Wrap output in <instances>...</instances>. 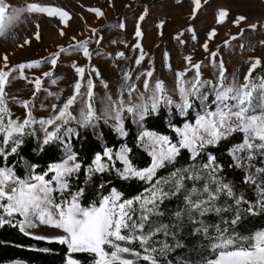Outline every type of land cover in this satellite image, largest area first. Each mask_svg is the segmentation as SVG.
Instances as JSON below:
<instances>
[{"label": "rangeland", "instance_id": "obj_1", "mask_svg": "<svg viewBox=\"0 0 264 264\" xmlns=\"http://www.w3.org/2000/svg\"><path fill=\"white\" fill-rule=\"evenodd\" d=\"M5 3L9 5L10 10L25 8L30 3L58 7L67 11L70 16L65 24L59 17H49L46 13L25 12L21 14L19 21L7 29L5 35L0 36V69L10 72L4 97L7 112L0 113L3 117L0 126L6 128L9 120L22 123L29 118L30 112L33 121L31 124L40 141H44L47 133L56 131L57 127L65 123L68 117L62 120H55V117L59 115L64 103L75 94L74 85L77 81L82 85L81 95L68 109L72 119L83 124L81 113L86 110L87 81L91 79L94 86L92 104L95 115L107 120L121 135H125L123 111L133 107L132 119L138 126L139 138L150 154L154 146L156 148L160 146L156 142L157 138L164 136L144 129L142 121L147 111L143 113L142 118L140 113L143 108L148 109L152 106L154 97L158 98L157 106L162 101L168 109L182 104L181 87L190 90L196 77V69L192 65L200 64L201 86L198 95L194 97L199 101L203 111L197 113L193 123L187 122L179 127L178 133L186 126L196 127L201 116L217 111L219 106L217 100L216 109L210 111L207 108V99L211 93L216 99L221 84L219 76L221 62L225 69L224 86L242 85L256 59L261 63L252 71L250 80L255 85L264 81V0H207V2L201 0V8L195 16L193 0H5ZM89 9H100L103 15L97 16ZM221 9L227 10L229 15L223 23H218L217 13ZM141 16L144 17L143 20H140ZM239 16H245L247 19L236 25L234 21ZM121 24L124 25L123 28L120 27ZM253 24L256 25L255 29L250 27ZM138 25L142 32L141 37L135 35ZM212 29H215L216 35L209 39V32ZM37 33L39 39L36 38ZM26 40L29 43H25ZM85 41L89 57L84 56L83 49L76 47ZM205 43L208 44L207 51L203 47ZM137 44L140 48L136 47ZM61 48L66 51L60 53L56 65L53 66L50 62L53 54L59 53ZM141 49L144 58L137 64ZM213 52L216 53L215 57L211 55ZM119 53L124 55L119 56ZM5 55L8 57L7 67L3 60ZM189 56L192 58L191 63L186 59ZM36 61L40 62V66L25 69V78H21L19 71H13L22 63ZM73 65L85 69L83 78L76 73ZM93 69L99 72V76L92 71ZM148 72H152L151 77L147 76ZM181 72L185 73L183 77L178 75ZM45 73L51 75L45 76ZM126 74L128 79H125ZM36 78L41 80L39 91L35 89ZM157 82L163 84L162 93L155 89ZM258 95L257 89L254 98ZM167 100H171L172 103H166ZM24 102H28L27 108L23 106ZM176 108L181 111L180 108ZM118 109L119 121L116 119ZM188 109L181 112L185 113ZM254 114L264 115V110L256 108ZM50 119L55 120V123L45 125L40 123L42 120ZM121 127L122 132L118 130ZM74 131L75 128L69 129L67 137ZM146 133L150 135H145ZM6 138L5 131V140ZM64 142V156L61 161L54 163L52 168L62 164L70 155L74 156L66 139ZM255 143L260 141L256 140ZM123 149L118 152V159ZM106 154H110V151L106 150ZM238 155L241 157V164L248 171V176L255 177L258 183L264 186V174L256 171L257 168H264V165L256 167L252 160L247 159V151ZM97 156L94 159L95 165ZM75 163H77L75 160L69 161V164ZM100 163L103 164L101 158ZM32 176L35 175H29L25 180L36 183L31 179ZM194 185L202 188L198 184L189 185L187 188ZM8 186L14 185L9 181ZM56 187L58 189L59 185L56 184ZM164 187L167 190V186ZM197 219L204 221L203 217L197 216ZM34 223L35 227H26L25 231L35 237L57 240L58 237L66 235L60 229L40 224L38 220H34ZM147 225H150L149 228L153 231L160 227L156 222L153 225L146 224L145 232ZM217 225L222 230L229 228V224L224 222ZM197 227L200 225H196L195 228ZM210 230L209 227L210 236L217 235L215 229L214 232ZM163 235L164 232H160L153 237ZM130 247L142 251L139 244ZM106 250L110 251L107 246ZM69 259L80 264L73 257ZM4 264L26 263L14 261Z\"/></svg>", "mask_w": 264, "mask_h": 264}, {"label": "snow or ice", "instance_id": "obj_2", "mask_svg": "<svg viewBox=\"0 0 264 264\" xmlns=\"http://www.w3.org/2000/svg\"><path fill=\"white\" fill-rule=\"evenodd\" d=\"M207 2V0H205ZM194 10L193 16L201 8V0H193ZM97 16H102L103 12L100 9H89ZM46 13L49 17H59L65 24L70 19L69 13L58 7L41 6L37 3H30L25 8H13L9 9V5L5 3V0H0V36L6 34L7 29L12 27L17 21H19L22 13ZM229 13L225 9H221L217 13L218 23H223L228 17ZM144 17L141 16L140 20ZM247 18L245 16H239L235 19L234 23L239 25ZM124 27L123 24L120 25ZM162 27V25H161ZM255 29L256 25H250ZM194 31L193 29H189ZM63 34V32H61ZM135 35L137 37L142 36L139 25ZM216 31L212 29L209 32V39L215 37ZM36 38L39 39L37 33ZM193 35V39H195ZM236 37H233L235 39ZM29 43V41H25ZM79 49H83L85 57H89L90 53L87 48V42H82L77 45ZM140 48V45H136ZM205 51L208 50V44L203 45ZM66 49L61 48L59 53H54L51 59L53 66L57 63V57L60 53L65 52ZM119 56H123V53H119ZM213 57L216 53H211ZM143 50L141 49V55L137 59L136 63L139 64L143 60ZM189 63H191V57H186ZM5 67H7L8 57H3ZM260 60L256 59L249 69L248 74L244 78L242 85L224 86V73L225 69L223 62L220 63V88L216 95L218 102L217 111L208 115L201 116L197 121L196 127L186 126L184 130L180 131L182 139L179 145L171 144L167 137L157 138L156 142L159 143V148L153 147L152 158L153 162L151 167L146 170H138L132 166L128 160V149H123L119 154V159L123 161L125 167L119 174L122 179L139 178L140 180H146L152 182V179L156 173V170L163 167L166 162L173 161L179 154L181 149H188L192 153V157L195 158L199 155V152L208 145H216L222 139L227 138L228 135L235 131H240L245 134L243 143L232 151L233 159L236 160V166L241 167V157L238 155L240 152L247 151L248 160L255 158L254 153L260 152L264 154V115L254 114L256 108L264 110V81H261L259 85H255L251 82L250 77L252 71L260 65ZM40 66V62L25 64L22 63L17 66L13 71H19L21 78L24 77V70L28 68H36ZM75 71L81 78L84 76L85 69L83 67H77L73 65ZM196 69V77L190 90H186L181 87L182 104L176 105L181 111H184L191 107L190 97L197 96L201 86L199 80L200 64L192 65ZM99 76V72L95 69ZM45 76L51 75V73H45ZM152 72H148L147 76L151 77ZM180 77L185 75L184 72L178 74ZM9 71L0 69V113H6L7 108L4 107L5 86L9 83ZM126 74L125 79H128ZM35 89L39 91L41 87V80L36 78L34 80ZM81 83L77 81L74 85L75 94L70 97L63 105L59 112V115L55 117V120H62L66 117H70L68 109L73 105L78 96L81 95ZM93 82L91 79L87 81V102L86 110L82 111V123L84 125L90 124L96 115L93 109ZM147 88V82H145ZM155 89L162 93L163 84L157 82ZM259 90L258 97L254 98V93ZM255 100V103H254ZM232 101L233 103H229ZM158 98L154 97L152 103V110L157 108ZM166 103L171 104V100H167ZM23 106L27 108L28 102H24ZM55 108V105L53 106ZM123 107V105H121ZM148 109L145 107L141 111V118L143 113ZM128 112H133V107L127 108ZM253 113V114H250ZM29 118L25 119L22 123H18L13 120L8 121L7 127L0 126V131L7 132V138H12L13 134H24V130L31 123V113H28ZM116 119L119 121V109L117 110ZM3 117L0 116V123H2ZM55 120H42L40 123L53 124ZM49 132L46 135L43 143L49 144L51 141L58 139L57 131ZM122 132V127L119 128ZM145 135H150L146 133ZM259 140L260 143H255ZM16 144L20 141L16 140ZM12 152L16 151V148L11 149ZM109 159H111V155ZM75 157L70 155L67 160L62 164L55 165L51 171L55 173L54 180L59 188H53L52 181L45 180V175H35L31 179L36 183H31L28 180H21L14 176L11 170H5L0 168V209L7 214L8 217L19 215L23 217L22 221H19V227L21 231H25L26 227H35L34 220H38L40 224L49 225L56 229L62 230L66 235L58 237L57 240L61 244H66L68 249L72 253H89L95 257L94 264H136L137 260L142 259L148 264H159L156 258V254H166V252L173 250L167 243L163 244L161 248L149 246V241L157 233L164 232L165 235H169L168 225H161L153 230L145 232V225L149 223L152 216H162L164 213L160 211V205L165 200L172 197L183 195L184 208L177 210L174 216L178 222H182L184 217L187 216L193 224H199L200 227L195 228L194 234H203L206 239L212 241L211 248L215 253L214 258L209 259L205 264H264V230H259L251 236H241L235 233H230L228 228L223 230L219 225L211 227L215 228L216 236L209 235V225L204 224L203 220H198V217H204L210 212H215L219 215L221 212L229 211L230 207H218L216 202L220 199L221 194L232 198L235 203V215L231 220H224L225 224H230L233 228L240 223L243 218V212H247L249 215H257V208L260 211H264V186L257 184L255 177L249 175L245 177V183L256 184L261 199L252 204L244 199V197L237 196L233 191V186L230 182H225L222 178L216 175L221 170V166L216 163L214 156H209V160L205 163L201 170L195 169H183L173 172L170 180H157L152 183L151 187L145 189L144 193L135 196L134 198L123 200L121 194L115 189L112 190L111 195L104 196L99 202L98 206L94 203L91 206H82L80 203V197L84 195L83 189L78 190L71 196V200L57 202L53 197L54 191H60L61 194L68 189V177L74 172L79 171L80 164H69V161H74ZM104 172L106 166L100 163V157L96 158V168L89 169V172ZM258 173L264 174V168H257ZM205 173L206 175H202ZM206 179L207 182L203 184L202 188H197L195 185L191 188L185 186V180L199 181ZM11 181L14 186L9 187L8 182ZM170 184V190H165L164 185ZM6 201V203H4ZM242 204H247L248 207L241 209ZM139 213V215H137ZM4 223H11V221L5 220L0 216V226ZM173 238H176V233L172 232ZM36 239H44V237H36ZM139 244L142 251H138L130 245ZM106 246L107 249L106 250ZM176 247H183L184 245L177 240ZM127 254V256H125ZM134 257L136 259L128 258ZM68 264H77V261L73 259L68 260Z\"/></svg>", "mask_w": 264, "mask_h": 264}, {"label": "trees", "instance_id": "obj_3", "mask_svg": "<svg viewBox=\"0 0 264 264\" xmlns=\"http://www.w3.org/2000/svg\"><path fill=\"white\" fill-rule=\"evenodd\" d=\"M215 96L211 93L207 99V108L210 111L216 109ZM191 107L182 113L176 107L168 109L162 101L159 102L156 110L148 108L142 121L144 129L167 137L171 144L179 145L180 135L177 131L183 124L193 123L198 112H202V106L193 96L190 97ZM232 103V101H229ZM123 128L125 135H121L115 127L107 120L96 116L90 124L84 125L75 122L72 117H68L57 131L58 139L45 145L40 141L37 133L30 124L25 128L24 134H13L12 138L5 140V131H0V168L11 170L14 175L21 180H25L29 175H45V180L52 181V187L56 188V182L53 179L55 173L51 171L54 163L62 160L64 156V147L66 142L71 148L75 161L80 164V169L68 177L69 187L61 194L60 191H54L53 197L57 202L70 201L71 196L78 190L83 189L84 195L80 197L82 206H91L99 202L104 196L111 195L113 189L121 194L122 199L135 197L151 187L152 183L157 180H170L171 174L178 170L195 169L200 170L208 162L209 156L216 158V163L221 166V170L216 175L225 182H230L233 191L237 196H243L244 199L252 204L260 200V192L256 184L245 183V177L248 176L247 169L242 165L236 166V160L233 159L232 150L241 145L244 141V133L235 131L222 139L216 145H208L199 152L195 158L188 149H181L180 154L171 162H166L161 167L152 182L140 180L139 178L122 179L120 172L124 169V163L118 159V152L127 148L128 160L132 166L138 170L147 169L152 165V155L144 147V143L139 138L138 126L132 119L131 112L127 109L122 115ZM70 137H67L69 129H74ZM20 143L16 144L15 141ZM15 147L16 151L11 149ZM110 151L111 159L106 154ZM99 155L101 162L106 166L104 172H89V169H95V157ZM255 158L252 162L256 167L264 165V154L254 153ZM257 184L258 183V180ZM207 180H185V186L198 184L203 186ZM167 190L171 185L166 184ZM6 203V201H4ZM218 207L228 208L229 211L221 212L217 215L210 212L203 217L204 224L209 225L214 232V225L224 220H231L235 215V203L232 198L221 194L217 201ZM241 209L248 207L242 204ZM184 208L183 195L167 199L160 205L162 216H152L148 224L168 225L169 235L163 237H153L149 242L150 247L157 249L167 243L173 250L166 252L164 255L156 254L159 264H205L209 259L214 258L215 253L211 248L209 239L203 234H194L196 225L188 221L187 216L182 222H178L174 216L177 210ZM257 215H249L243 212V218L234 228L229 224V232L241 236H251L255 232L264 228V211L257 208ZM0 216L11 223H4L0 226V264L21 261L26 264H68V258L73 257L80 264H93L95 257L89 253H72L66 244H61L57 240L36 239L35 236L21 231L19 221L23 217L14 215L8 217L3 209H0ZM150 225H147L146 232L150 231ZM176 233V238L171 235ZM159 238V239H158ZM177 240L184 246L176 247ZM136 264H148L142 259L137 260Z\"/></svg>", "mask_w": 264, "mask_h": 264}]
</instances>
